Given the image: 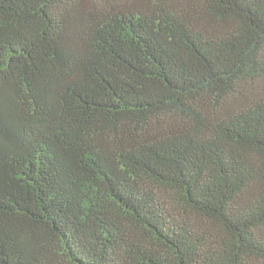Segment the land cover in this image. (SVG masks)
<instances>
[{
    "label": "trees",
    "instance_id": "obj_1",
    "mask_svg": "<svg viewBox=\"0 0 264 264\" xmlns=\"http://www.w3.org/2000/svg\"><path fill=\"white\" fill-rule=\"evenodd\" d=\"M0 264H264V0H0Z\"/></svg>",
    "mask_w": 264,
    "mask_h": 264
}]
</instances>
